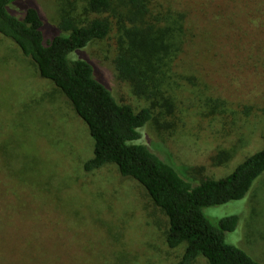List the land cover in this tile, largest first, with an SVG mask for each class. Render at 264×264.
I'll return each mask as SVG.
<instances>
[{
	"label": "rangeland",
	"instance_id": "rangeland-1",
	"mask_svg": "<svg viewBox=\"0 0 264 264\" xmlns=\"http://www.w3.org/2000/svg\"><path fill=\"white\" fill-rule=\"evenodd\" d=\"M81 18L87 0H73ZM185 12L187 36L166 105L140 142L194 183L220 178L264 147V0H157ZM35 3L50 36L57 0ZM72 57L135 110L151 106L118 77V25ZM94 141L70 100L10 38L0 34V264H175L185 244L167 243L169 219L115 164L86 171ZM213 221L239 215L227 242L264 263V174L245 198L206 206ZM192 264H209L198 257Z\"/></svg>",
	"mask_w": 264,
	"mask_h": 264
},
{
	"label": "trees",
	"instance_id": "trees-1",
	"mask_svg": "<svg viewBox=\"0 0 264 264\" xmlns=\"http://www.w3.org/2000/svg\"><path fill=\"white\" fill-rule=\"evenodd\" d=\"M24 0H0V34L13 40L70 100L87 124L94 151L84 163L86 171L115 164L124 176L136 179L169 219L167 243L185 244L175 264H192L204 257L209 264H264L243 248L227 242V232L238 226L239 215L211 220L206 206L245 198L264 174V147L240 162L229 174L207 177L198 183L187 179L169 160L140 142L141 128L155 120L154 108L166 105L175 61L187 36L185 12L162 10L157 0H87L81 18L73 0L61 4L58 27L47 35L48 24L33 2L18 15L14 6ZM118 25L114 66L119 78L133 91L151 100L135 110L120 102L110 87L96 77L93 63L72 57Z\"/></svg>",
	"mask_w": 264,
	"mask_h": 264
}]
</instances>
